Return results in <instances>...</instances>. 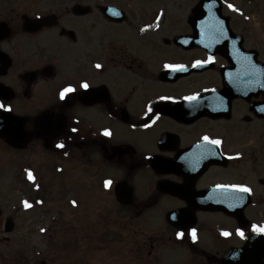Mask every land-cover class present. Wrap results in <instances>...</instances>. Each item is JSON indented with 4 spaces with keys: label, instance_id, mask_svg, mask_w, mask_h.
<instances>
[{
    "label": "flooded vegetation",
    "instance_id": "obj_1",
    "mask_svg": "<svg viewBox=\"0 0 264 264\" xmlns=\"http://www.w3.org/2000/svg\"><path fill=\"white\" fill-rule=\"evenodd\" d=\"M82 1L63 10L0 0V149H45L97 175L94 196L117 208L102 240L115 251L161 264H264V232L253 229L264 226V0ZM235 13L254 19L250 42ZM221 15L242 36L224 45L238 48L239 69L179 38L224 35L207 31ZM166 64L194 70L174 78ZM233 184L251 192L219 187ZM89 210L79 219L94 226Z\"/></svg>",
    "mask_w": 264,
    "mask_h": 264
},
{
    "label": "rangeland",
    "instance_id": "obj_2",
    "mask_svg": "<svg viewBox=\"0 0 264 264\" xmlns=\"http://www.w3.org/2000/svg\"><path fill=\"white\" fill-rule=\"evenodd\" d=\"M47 1L53 5L62 1L63 10L66 3L74 2ZM107 1L92 0L95 4ZM174 1L183 0H119L129 5ZM167 21V26L163 22L161 27L162 34L170 33L172 28L171 16ZM232 24L239 29L244 25V33L248 42L251 41L255 27L253 18L243 19L235 13ZM110 38L113 39L114 35ZM196 53L186 52L188 55ZM189 79L192 77L181 79V85ZM32 149H0V203L3 209L0 216V264H161L144 258L142 252L134 251L128 255L125 251H115L111 237L108 246H104L102 240L112 225V210L117 208L107 202L104 194L94 196L93 187L100 179L86 167L82 166L80 173L71 161L57 159L45 149ZM56 164L61 165L59 169ZM29 170L34 180L29 178ZM108 176L115 180L119 178L116 172ZM74 200L76 204L72 203ZM24 201L31 206L25 207ZM89 209L95 213L94 217H98L94 226L84 225L79 219L80 214ZM7 219L15 223L12 230L6 229ZM184 261L182 259L180 263Z\"/></svg>",
    "mask_w": 264,
    "mask_h": 264
},
{
    "label": "snow or ice",
    "instance_id": "obj_3",
    "mask_svg": "<svg viewBox=\"0 0 264 264\" xmlns=\"http://www.w3.org/2000/svg\"><path fill=\"white\" fill-rule=\"evenodd\" d=\"M230 7H234L233 5H229ZM237 11H239V9H237ZM118 14V13H117ZM207 61H197L196 63L197 64H200V63H206ZM97 67H100V65H97ZM165 67L167 68H171V69H176V70H179V69H182L184 66L183 65H176V64H166ZM84 88H88L89 85L87 82H84L83 85H82ZM74 91V88L72 86H68L66 87L65 89L62 90L61 92V97L63 98L67 93H70ZM197 96L198 94H195V95H190V96H187L185 97L186 100H190V101H193V100H196L197 99ZM160 99L162 100H171L173 99V97H170V96H164V97H161ZM4 105L2 103H0V108H3ZM10 107V106H9ZM149 111H151V108H149ZM104 134L105 135H111V131L108 130V129H105L104 130ZM205 140H210V138L208 136H205L204 137ZM210 143L211 144H214V145H219L221 143V141L219 139H215V140H210ZM61 147H63V144L60 145ZM28 176L30 179H35L34 175L32 174L31 170L28 171ZM112 184V180H107L105 182V186L108 187ZM219 187H228V188H233V189H237L239 192L241 193H244V192H251V188H249L248 186L246 185H241V184H233V185H221ZM240 198H243L242 196ZM73 204H76V201H72ZM24 205L25 207H30L31 205L29 204L28 201H24ZM253 229L258 231V232H264V226H257V225H253ZM43 231V229H42ZM239 231V234L241 236L244 235V232L243 230H238ZM195 233H196V230L193 229L192 230V235H193V238L195 239ZM225 235H228L227 232L224 233ZM178 235L180 236H183V233H178Z\"/></svg>",
    "mask_w": 264,
    "mask_h": 264
},
{
    "label": "water",
    "instance_id": "obj_4",
    "mask_svg": "<svg viewBox=\"0 0 264 264\" xmlns=\"http://www.w3.org/2000/svg\"><path fill=\"white\" fill-rule=\"evenodd\" d=\"M214 23L216 26H211L210 29H218V30L224 29V30H226V33L224 35H220V36H209V37H205V38L193 39V41L201 42V45H203L205 48L218 50L219 52L221 51L225 56H227L228 58H230V60H232L231 56L238 52V48H231V49L224 48L223 45H227L228 42L227 41L223 42L222 38L224 39V38H228L231 36H235L237 38H235L234 41H231V43L241 45L242 37L239 35H236L232 32L230 25H228V18L227 17L221 15L218 20L214 21ZM235 68H238V64H235ZM190 70L191 69H188V72H191ZM188 72H186V73H188ZM6 135L9 136V134H6ZM16 142H17V144H20L19 140H16ZM0 214H2L1 206H0ZM13 225L14 224L10 220L7 221V229L8 230H11L13 228Z\"/></svg>",
    "mask_w": 264,
    "mask_h": 264
}]
</instances>
